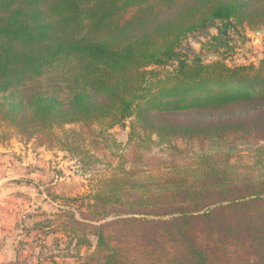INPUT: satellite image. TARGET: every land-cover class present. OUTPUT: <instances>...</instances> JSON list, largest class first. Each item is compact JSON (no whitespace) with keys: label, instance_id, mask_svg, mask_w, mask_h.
Here are the masks:
<instances>
[{"label":"trees","instance_id":"16d2710c","mask_svg":"<svg viewBox=\"0 0 264 264\" xmlns=\"http://www.w3.org/2000/svg\"><path fill=\"white\" fill-rule=\"evenodd\" d=\"M214 22L264 0H0V121L95 172L100 264H264V58L183 61Z\"/></svg>","mask_w":264,"mask_h":264},{"label":"rangeland","instance_id":"374dc122","mask_svg":"<svg viewBox=\"0 0 264 264\" xmlns=\"http://www.w3.org/2000/svg\"><path fill=\"white\" fill-rule=\"evenodd\" d=\"M180 50L181 59L188 62L258 64L264 58V25L251 30L214 22L189 35ZM131 121L109 130L122 145L128 141ZM255 145L240 142L238 150L246 154ZM144 153L152 166L172 156L161 148ZM94 173L0 121V264H100L95 249L103 221H90L87 215L97 183Z\"/></svg>","mask_w":264,"mask_h":264},{"label":"crops","instance_id":"0c3cea01","mask_svg":"<svg viewBox=\"0 0 264 264\" xmlns=\"http://www.w3.org/2000/svg\"><path fill=\"white\" fill-rule=\"evenodd\" d=\"M3 256H1V253H0V258H2Z\"/></svg>","mask_w":264,"mask_h":264}]
</instances>
